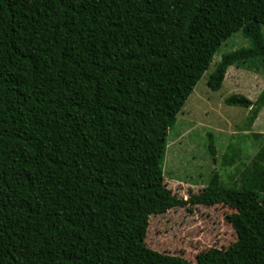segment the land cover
I'll return each mask as SVG.
<instances>
[{"label":"trees","instance_id":"1","mask_svg":"<svg viewBox=\"0 0 264 264\" xmlns=\"http://www.w3.org/2000/svg\"><path fill=\"white\" fill-rule=\"evenodd\" d=\"M263 28L264 0H0V264L264 262V234L217 171L187 199L163 175L168 132L221 43L240 31L249 45L221 55L211 90L232 65L264 71ZM224 101L252 123L264 86ZM219 203L244 222L228 247L191 262L146 245L150 215Z\"/></svg>","mask_w":264,"mask_h":264},{"label":"rangeland","instance_id":"2","mask_svg":"<svg viewBox=\"0 0 264 264\" xmlns=\"http://www.w3.org/2000/svg\"><path fill=\"white\" fill-rule=\"evenodd\" d=\"M248 45L240 31L221 43L168 132L163 175L167 188L187 199L217 171L228 194L241 203L253 226L264 234V107L249 123L250 107L224 101L233 93L255 100L264 86V71L232 65L218 90L207 86L221 55ZM209 134L214 140L215 161L208 151ZM225 155L232 158L230 164H224ZM243 230L241 215L228 205L177 206L150 215L145 243L153 250L195 262L197 253L209 247L226 248Z\"/></svg>","mask_w":264,"mask_h":264}]
</instances>
